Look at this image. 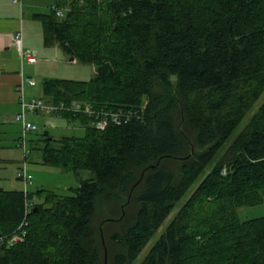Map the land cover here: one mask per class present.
Wrapping results in <instances>:
<instances>
[{
  "label": "trees",
  "instance_id": "1",
  "mask_svg": "<svg viewBox=\"0 0 264 264\" xmlns=\"http://www.w3.org/2000/svg\"><path fill=\"white\" fill-rule=\"evenodd\" d=\"M32 19L96 74L42 80L86 129L43 134L42 161L80 184L0 186V264H133L161 228L140 264H264V215L239 216L264 202V0H53Z\"/></svg>",
  "mask_w": 264,
  "mask_h": 264
},
{
  "label": "rangeland",
  "instance_id": "2",
  "mask_svg": "<svg viewBox=\"0 0 264 264\" xmlns=\"http://www.w3.org/2000/svg\"><path fill=\"white\" fill-rule=\"evenodd\" d=\"M52 2L53 0H24L23 8L25 11L26 25L27 22L30 23L33 20V11L37 9L47 10ZM18 7L20 8V5H18ZM36 22L39 24L38 21ZM30 26L31 24H29L30 30H27V26L25 27V37H30V39L32 40L36 38V30H33ZM37 34V36H41L39 33ZM58 49L59 50L57 55L54 52V49H47V51H51L50 53H52L48 56L51 58L48 62L44 61V57H41L39 60L40 62H45V71L40 75H36V90L37 94L39 95L41 94V82L45 77H62L89 80L96 74V66L94 64L83 63L76 60L73 61L71 60V57L62 50V48L58 47ZM49 71L51 73H49ZM27 75L29 74L27 73ZM263 100L264 93L258 101L256 107L261 104ZM252 113L253 111L247 117H249ZM52 115L54 114L50 115L45 114L44 112L31 113L29 115V118L36 124H38V129L28 134L29 139L27 144V153L25 152L24 147L20 145L19 140L14 139L16 138V136H18L17 134L20 130V123L15 124V130L13 131L12 135L13 138L9 136L8 141H6V145L0 150V155L3 159L0 162L1 187H4L6 189H24V183L18 177V171L21 167L24 166L25 162L28 171L33 175V183L28 188L30 191H36L42 188L46 190H52L60 194H67L70 192V187L78 186L80 184L79 179L73 171L65 170L53 165H48L42 161L43 146L45 145V139L43 137L46 130L49 131L51 137H54L55 139H59L64 135L83 136L86 132L85 126L80 122L70 121L68 118L63 116L55 117L59 118L61 122L48 124L46 119L54 117ZM247 117L246 120L248 119ZM244 124L245 121H243L239 125L237 130L228 140V144L238 134ZM0 143L4 144L5 142L1 140ZM53 143L55 145H59L58 140H53ZM224 148L221 150V152L224 150ZM92 174L93 173L90 170H82L81 172L83 178H88L92 176ZM188 195L189 192L186 194V197H184L183 200H185ZM35 200L40 201L37 195L35 196ZM183 200L181 201V203L183 202ZM262 215H264V202L258 205L244 206L239 209V216L242 220L260 217ZM162 230L163 228L159 230L155 238L145 247V249L133 264H140L151 246L157 240L158 236L162 233Z\"/></svg>",
  "mask_w": 264,
  "mask_h": 264
},
{
  "label": "crops",
  "instance_id": "3",
  "mask_svg": "<svg viewBox=\"0 0 264 264\" xmlns=\"http://www.w3.org/2000/svg\"><path fill=\"white\" fill-rule=\"evenodd\" d=\"M18 5H20V8ZM23 6L24 0L21 3L14 0H0V141L3 140L5 142L4 144L0 143L1 149L6 145L9 136L13 138L12 135L16 123H20V130L17 134L18 136L14 139L19 140L22 134V123L16 119L21 108V89L23 88L24 100L41 97L36 90V75H40L45 71V62H40L39 60L41 57H44L43 59L46 62L51 59L48 56L52 53L47 51V49H54L56 55L59 50L58 46L53 48L44 45L40 24L32 20L30 23L27 22L26 25ZM28 23L31 24L30 27L33 30H36L35 39L31 40L30 37H25V27L27 26V30H30ZM19 30H22L23 33L22 47L13 43V37ZM37 33L41 36H37ZM24 50L36 53V59L32 62L28 61L23 57ZM71 60L75 61L72 57ZM49 73L51 72L49 71ZM29 77L36 80L35 85L29 84L27 81ZM52 116L54 117L46 119L48 124L61 122L59 118H55L62 117L61 115L54 114Z\"/></svg>",
  "mask_w": 264,
  "mask_h": 264
},
{
  "label": "built area",
  "instance_id": "4",
  "mask_svg": "<svg viewBox=\"0 0 264 264\" xmlns=\"http://www.w3.org/2000/svg\"><path fill=\"white\" fill-rule=\"evenodd\" d=\"M15 2L21 3L22 0H14ZM58 15H62L64 11L62 9H59L57 11ZM22 37L23 33L22 30H19L13 37V43L19 47H22ZM23 57L26 58L28 61L32 62L36 59V53H31L29 50L23 51ZM27 81L30 85H35L36 80L32 77L27 78ZM22 91V102H21V108L20 111L17 114L16 119L22 123V134L19 138V143L21 146L24 147L25 152L27 153V144H28V134L34 130L38 129V124H36L34 121L29 119V114L31 113H38V112H44L45 114H58L60 109H64V104L60 105H54L48 103L43 97H33L30 100H24L23 96V88ZM77 111H80L82 108V105L78 103L77 101L73 102V107ZM84 112H87L89 115H94L95 111L92 109V107L87 104L85 108L83 109ZM121 112V111H120ZM120 112H101L97 113V118L94 120V124L96 126L104 128L109 120L111 119L114 122H119V115ZM18 177L23 181L24 183V189L27 191L29 186L33 183V175L28 171L26 162L23 167H21L18 171ZM32 203L27 202L26 206L29 210L31 208ZM25 224H27V221H24ZM26 231L23 230L22 235L21 234H14L12 238L10 239L11 242L15 243L16 241L23 238Z\"/></svg>",
  "mask_w": 264,
  "mask_h": 264
},
{
  "label": "water",
  "instance_id": "5",
  "mask_svg": "<svg viewBox=\"0 0 264 264\" xmlns=\"http://www.w3.org/2000/svg\"><path fill=\"white\" fill-rule=\"evenodd\" d=\"M72 58H74V57H72ZM44 134L48 136V135H49V131L46 130V131L44 132ZM49 139H52V137L49 136Z\"/></svg>",
  "mask_w": 264,
  "mask_h": 264
}]
</instances>
